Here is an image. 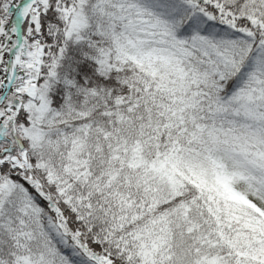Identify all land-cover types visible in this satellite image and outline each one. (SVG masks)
Returning <instances> with one entry per match:
<instances>
[{
    "label": "snow or ice",
    "instance_id": "snow-or-ice-1",
    "mask_svg": "<svg viewBox=\"0 0 264 264\" xmlns=\"http://www.w3.org/2000/svg\"><path fill=\"white\" fill-rule=\"evenodd\" d=\"M0 264H264V0H0Z\"/></svg>",
    "mask_w": 264,
    "mask_h": 264
}]
</instances>
